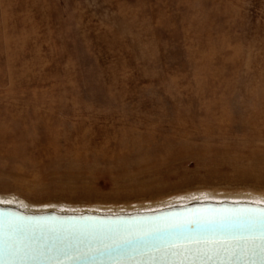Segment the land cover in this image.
<instances>
[{
	"label": "rangeland",
	"instance_id": "obj_1",
	"mask_svg": "<svg viewBox=\"0 0 264 264\" xmlns=\"http://www.w3.org/2000/svg\"><path fill=\"white\" fill-rule=\"evenodd\" d=\"M193 194L264 195V0H0V196Z\"/></svg>",
	"mask_w": 264,
	"mask_h": 264
},
{
	"label": "water",
	"instance_id": "obj_2",
	"mask_svg": "<svg viewBox=\"0 0 264 264\" xmlns=\"http://www.w3.org/2000/svg\"><path fill=\"white\" fill-rule=\"evenodd\" d=\"M0 264H264V202L106 212L0 203Z\"/></svg>",
	"mask_w": 264,
	"mask_h": 264
},
{
	"label": "bare ground",
	"instance_id": "obj_3",
	"mask_svg": "<svg viewBox=\"0 0 264 264\" xmlns=\"http://www.w3.org/2000/svg\"><path fill=\"white\" fill-rule=\"evenodd\" d=\"M116 6H118V5H116ZM123 8V7H122ZM121 9V8H120ZM119 9V10H120ZM127 9V8H126ZM125 10V9H124ZM192 20H190V22H191ZM180 22V21H179ZM193 22V21H192ZM184 23V22H183ZM192 24V23H191ZM138 25V24H137ZM145 28V27H144ZM187 28V27H186ZM141 29H142V26H141ZM154 29V28H153ZM197 29V28H196ZM95 30V29H94ZM137 30H138V28H137ZM140 30V29H139ZM190 30V29H189ZM104 31V30H103ZM102 31V29H101V31L100 32H103ZM135 31H136V28H135ZM143 31V30H142ZM151 31V30H150ZM106 32V31H105ZM112 32V31H111ZM138 32V31H137ZM85 33H86V31H85ZM104 33V32H103ZM103 33H101V34H103ZM108 33V32H107ZM134 33V32H133ZM151 33V32H150ZM189 33V32H188ZM193 33V32H192ZM105 34V33H104ZM143 34V33H142ZM113 35V34H112ZM132 35V34H131ZM150 35V34H149ZM154 35V34H153ZM195 35V34H194ZM198 35V34H197ZM117 36V35H116ZM152 36V35H151ZM188 36V35H187ZM186 36V37H187ZM190 36V35H189ZM224 36H225V34H224ZM108 37V36H107ZM140 37V36H139ZM197 37V36H196ZM199 37V36H198ZM227 37V36H226ZM183 38H185V37H183ZM188 39V38H187ZM193 39H194V37H193ZM196 40H197V38H195ZM104 40V39H103ZM186 40V39H185ZM216 40H218V39H216ZM109 41V40H108ZM111 41V40H110ZM197 41H199V40H197ZM104 42V41H103ZM121 42V41H120ZM200 42H201V40H200ZM222 42V41H221ZM113 43V42H112ZM119 43V42H118ZM186 43V42H185ZM204 43H207V42H204ZM97 44V43H96ZM96 44H95V46H96ZM117 44V43H116ZM214 44V43H213ZM218 44V43H217ZM220 44V43H219ZM218 44V45H219ZM226 44H228V42L226 43ZM119 45V44H118ZM199 45H200V43H199ZM202 45V44H201ZM209 45V44H208ZM208 45H207V47H208ZM223 45H224V43H223ZM217 46V45H216ZM225 46V45H224ZM223 46V47H224ZM227 46V45H226ZM229 46V45H228ZM105 47V46H104ZM190 47V46H189ZM222 47V48H223ZM212 48V47H211ZM217 48V47H216ZM197 49V48H196ZM203 48H201V50H202ZM219 49V48H218ZM226 49V48H225ZM235 49V48H234ZM217 50V49H216ZM223 50H224V48H223ZM102 51V50H101ZM191 51V50H190ZM198 51V50H197ZM233 51V50H232ZM232 51H231V53H232ZM157 52V51H156ZM155 52V53H156ZM196 52V51H195ZM213 52H215V50L213 49ZM106 53V52H105ZM135 53V52H134ZM153 53V52H152ZM155 53H153V54H155ZM211 53V52H210ZM217 53H218V50H217ZM236 53V52H235ZM159 54V53H158ZM157 54V55H158ZM189 54V53H188ZM105 55V54H104ZM195 54H193V56H194ZM238 55V54H237ZM101 56H103V55H101ZM190 56V55H189ZM192 56V57H193ZM188 57V56H187ZM205 57V56H204ZM213 57V56H212ZM147 58H148V56H147ZM196 58V57H195ZM201 58V57H200ZM118 59V58H117ZM144 59V58H143ZM199 59H197V61H198ZM202 60H204V58H202ZM232 60V59H231ZM146 61V60H145ZM194 61V60H193ZM135 62V61H134ZM139 62V61H138ZM153 62V61H152ZM156 62V61H155ZM204 63H205V60L203 61ZM148 63V62H147ZM158 63V62H157ZM196 63V62H195ZM201 63V62H200ZM199 63V64H200ZM230 63V62H229ZM260 63V62H259ZM131 64V63H130ZM133 64V63H132ZM143 65V64H142ZM141 65V66H142ZM149 65V64H148ZM115 66V65H114ZM150 66V65H149ZM102 67V66H101ZM110 67V66H109ZM129 67V66H128ZM130 67H131V65H130ZM201 67H203V66H201ZM103 68V67H102ZM107 68V67H106ZM152 68V67H151ZM155 68V67H154ZM105 69V68H104ZM107 70V69H106ZM112 70V69H111ZM122 70V69H121ZM132 70V69H131ZM196 70V69H195ZM200 70V69H199ZM204 70V69H203ZM117 71V70H116ZM167 71V70H166ZM216 71V70H215ZM133 72V71H132ZM136 71H134L133 73H135ZM138 72V71H137ZM201 72V71H200ZM113 73H114V71H113ZM142 73V72H141ZM145 73V72H144ZM217 73V72H216ZM121 74V73H120ZM115 75V74H114ZM125 75H126V73H125ZM135 75H137V74H135ZM145 75V74H144ZM179 75V74H178ZM109 77H110V75H108ZM216 76V75H215ZM113 77V79L115 78V77H117V76H112ZM118 77H119V75H118ZM130 77V76H129ZM137 76H135V78H136ZM187 77V76H186ZM132 78H133V76H132ZM131 78V79H132ZM134 78V79H135ZM110 79H112V78H110ZM109 79V80H110ZM112 79V80H113ZM119 79V78H118ZM130 79V78H129ZM126 80V79H125ZM184 80V79H183ZM205 80V79H204ZM114 81H116V80H114ZM119 81V80H118ZM117 81V82H118ZM122 81V80H121ZM120 81V82H121ZM110 82V81H109ZM124 82V81H123ZM127 82V81H126ZM116 83V82H115ZM113 84V83H112ZM117 84V83H116ZM119 84V83H118ZM126 84H128V83H126ZM116 86V85H115ZM122 86H124V84L123 85H121V87ZM131 86V85H130ZM117 87V86H116ZM115 87V88H116ZM125 87V86H124ZM131 87H133V86H131ZM135 87V86H134ZM136 87H138V86H136ZM114 88V89H115ZM126 88V87H125ZM117 89V88H116ZM115 89V90H116ZM129 89V88H128ZM136 89V88H135ZM118 90H120V89H118ZM202 90V89H201ZM122 91V90H121ZM119 92V91H118ZM124 93H126V91L124 92ZM121 95V94H120ZM122 96V95H121ZM10 114V113H9ZM36 113H34V115H35ZM11 115V114H10ZM33 115V116H34ZM12 116V115H11ZM32 116V117H33ZM31 117V118H32ZM238 198H241V199H248V200H254V201H260V202H264V195H261V194H258V195H253V194H245V195H236ZM205 198H207V197H205V196H203V195H190V196H188V197H184V198H182V199H172L171 201H164V202H160V203H156L155 204V206H160V205H166V204H168V205H170V204H176V203H183V202H187V201H190V200H195V199H205ZM233 198H235V196L233 197ZM0 203H2V204H9V205H13V206H16V207H19V208H22V209H24V210H26V211H41V210H48V209H57V210H59V209H65V210H82V208H74V207H71V208H68L69 206H65V205H55V206H41V207H37V206H35V205H29V204H27V203H25L24 201H21V200H18V199H15V198H12V197H5V196H0ZM153 204H150V205H147V206H145L144 207V209L145 208H150L151 206H152ZM64 207V208H63ZM84 209V208H83ZM139 209H143V208H139ZM85 210H96V211H100L98 208H94V209H91V208H86ZM132 210H134V209H132ZM107 210H105V211H103V212H106ZM120 211V210H119Z\"/></svg>",
	"mask_w": 264,
	"mask_h": 264
}]
</instances>
